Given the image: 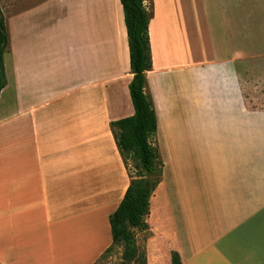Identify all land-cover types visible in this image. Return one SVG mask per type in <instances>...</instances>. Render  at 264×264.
Returning a JSON list of instances; mask_svg holds the SVG:
<instances>
[{
	"label": "crops",
	"instance_id": "obj_1",
	"mask_svg": "<svg viewBox=\"0 0 264 264\" xmlns=\"http://www.w3.org/2000/svg\"><path fill=\"white\" fill-rule=\"evenodd\" d=\"M8 1L0 264H95L130 184L110 129L134 115L122 5ZM150 8L146 93L163 163L145 219L151 257L264 264V108L249 104L244 72L264 57V0Z\"/></svg>",
	"mask_w": 264,
	"mask_h": 264
},
{
	"label": "trees",
	"instance_id": "obj_2",
	"mask_svg": "<svg viewBox=\"0 0 264 264\" xmlns=\"http://www.w3.org/2000/svg\"><path fill=\"white\" fill-rule=\"evenodd\" d=\"M145 0H120L126 27L130 73L129 94L134 115L110 123L117 149L124 165L125 155H133L135 168L143 175L137 178L130 174V184L117 209L109 216L112 243L106 249L108 254L114 247L124 248V259L133 255V229L147 227L145 219L149 214V199L161 180L163 163L154 143L156 115L152 100L146 93L145 72L151 69V53L148 24L151 18ZM8 46V33L0 10V92L6 86L3 54ZM127 168V166H126ZM129 172V171H128ZM101 256V257H102ZM174 263L180 264L178 255L172 254Z\"/></svg>",
	"mask_w": 264,
	"mask_h": 264
},
{
	"label": "rangeland",
	"instance_id": "obj_3",
	"mask_svg": "<svg viewBox=\"0 0 264 264\" xmlns=\"http://www.w3.org/2000/svg\"><path fill=\"white\" fill-rule=\"evenodd\" d=\"M22 2L25 0H21ZM8 0H0V10L2 12V16L5 19V27L8 33ZM145 6H149V2L147 0L144 1ZM6 69L8 71V58H5ZM248 78L251 79V97L248 99V102L251 106L264 108V57H258L255 59H251L245 64L244 71ZM8 89L3 94V98L7 95ZM125 162L129 174L137 178V175H143L141 172H137L135 168V158L133 155H125ZM133 235V247L134 252L129 258L124 259V248L114 247L108 254L102 256L95 264H148V257L152 264H163L165 262L164 256H159V254H155L152 256V239L154 237L153 233L148 229V227H143L139 229L132 230ZM76 246L81 245L82 242L75 241ZM67 246L69 243H66ZM67 261L70 260L68 257ZM169 264H173L174 260L171 255V258L167 259Z\"/></svg>",
	"mask_w": 264,
	"mask_h": 264
}]
</instances>
